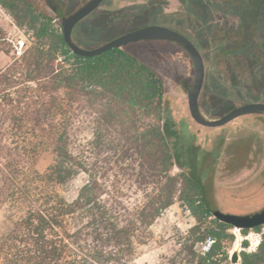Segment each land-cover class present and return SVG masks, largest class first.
Returning a JSON list of instances; mask_svg holds the SVG:
<instances>
[{
    "label": "trees",
    "instance_id": "trees-1",
    "mask_svg": "<svg viewBox=\"0 0 264 264\" xmlns=\"http://www.w3.org/2000/svg\"><path fill=\"white\" fill-rule=\"evenodd\" d=\"M0 5L33 38L18 62L0 68V206L26 205L0 237V264H129L138 245L150 238L154 221L175 201L195 220L184 247L190 262L229 264L233 234L228 230L233 227L215 218L206 201L202 149L194 132L199 124L187 114L193 125L187 136L178 124L185 113L176 120L168 117L167 81L123 46L94 56L73 53L64 41L61 17L26 0H0ZM114 12L101 10L93 23L106 27ZM215 38L225 42L221 33ZM225 48L219 50L220 68ZM217 100L203 85L200 106ZM82 106L91 112L92 139L88 149L75 151L70 127ZM149 118L157 123H146ZM110 129L130 142L145 173L138 186L148 189L131 207L106 191L91 157L111 148ZM45 138L51 139L54 159L41 173L32 163ZM81 172L86 182L68 201L56 186ZM263 226L252 229L261 233L259 243L254 251L240 250L238 264H264ZM207 237L213 242L200 254L195 244ZM241 244L248 245L246 240Z\"/></svg>",
    "mask_w": 264,
    "mask_h": 264
},
{
    "label": "rangeland",
    "instance_id": "rangeland-1",
    "mask_svg": "<svg viewBox=\"0 0 264 264\" xmlns=\"http://www.w3.org/2000/svg\"><path fill=\"white\" fill-rule=\"evenodd\" d=\"M42 8L48 0H26ZM64 1V0H61ZM87 0H65L58 7L59 17L73 12ZM48 9L47 6L44 8ZM101 10H113L115 15L106 27L93 23ZM117 24L116 26H114ZM161 24L186 35L199 49L205 64L204 88L218 98L202 105L211 117H220L231 109L252 102H264V0H104L90 15L80 20L73 29L75 41L84 48H94L130 30ZM224 35V43L215 36ZM234 41L241 44L235 45ZM33 41L30 30L16 25L12 16L0 5V68L18 62ZM223 52L220 68L219 50ZM123 48L154 68L168 83V117L179 121L180 128L190 136L193 125L188 118L187 90L183 80L192 83L194 68L188 54L167 40H140L127 43ZM6 51V52H5ZM220 99V100H219ZM188 114V115H187ZM192 119V118H191ZM146 123H157L149 118ZM194 121V120H193ZM91 112L82 106L70 127L72 149H88L92 139ZM110 149L91 156L96 162V175L106 191L120 197L129 207L141 201L145 189L138 167V157L130 142L120 141L112 129L107 131ZM201 145L200 172L206 189V201L213 210L246 214L264 207V116L246 114L215 127L195 128ZM128 150L124 160L121 153ZM86 155H90L88 152ZM50 138L40 144L33 166L43 173L53 162ZM176 172V169L171 171ZM199 172V173H200ZM149 175V174H148ZM87 174L79 173L67 183L56 186L66 200L72 201L86 182ZM26 205L6 202L0 206V237L25 213ZM195 224L189 211L175 201L166 208L151 226L150 238L138 245V253L129 264H194L185 252L189 244L188 231ZM228 242L227 250L234 244ZM264 231V226L262 227ZM247 247L254 251L256 233L246 235L238 229ZM245 237V238H244ZM200 243L195 249L201 254ZM240 260V258H239ZM239 263V261H238ZM229 264H233L229 259Z\"/></svg>",
    "mask_w": 264,
    "mask_h": 264
},
{
    "label": "water",
    "instance_id": "water-1",
    "mask_svg": "<svg viewBox=\"0 0 264 264\" xmlns=\"http://www.w3.org/2000/svg\"><path fill=\"white\" fill-rule=\"evenodd\" d=\"M103 1L104 0H87L73 12L60 18L64 41L73 53L81 56H94L106 50L121 47L134 41L167 40L184 49L192 61L194 68L192 83L190 84L187 80H183L182 84L187 90V103L190 117L197 124L215 127L223 125L241 115H264V102H252L237 106L220 117H211L207 115L198 101L205 79V64L203 57L196 45L186 35L174 28L161 24H148L123 33L94 48H84L75 43L72 36L75 25L95 11ZM213 215L219 221L230 224L233 228L238 229L250 230L256 226L264 225V207L253 213L246 214L230 213L215 209L213 210Z\"/></svg>",
    "mask_w": 264,
    "mask_h": 264
},
{
    "label": "bare ground",
    "instance_id": "bare-ground-1",
    "mask_svg": "<svg viewBox=\"0 0 264 264\" xmlns=\"http://www.w3.org/2000/svg\"><path fill=\"white\" fill-rule=\"evenodd\" d=\"M233 231L236 234V238L234 240L233 246L229 250V259L231 260V262L233 264H238V261H239V258H240V256H239V252H240L239 243L243 239H242L241 235L238 232V228H234Z\"/></svg>",
    "mask_w": 264,
    "mask_h": 264
},
{
    "label": "flooded vegetation",
    "instance_id": "flooded-vegetation-1",
    "mask_svg": "<svg viewBox=\"0 0 264 264\" xmlns=\"http://www.w3.org/2000/svg\"><path fill=\"white\" fill-rule=\"evenodd\" d=\"M30 4H32L33 6H35L38 10L42 11L45 14L51 15L52 13H56V10L58 9L59 6L64 5L65 4V0L61 1V0H48L46 2L43 3L42 8H39L35 5V2H31ZM45 6H47L48 9H44Z\"/></svg>",
    "mask_w": 264,
    "mask_h": 264
},
{
    "label": "built area",
    "instance_id": "built-area-1",
    "mask_svg": "<svg viewBox=\"0 0 264 264\" xmlns=\"http://www.w3.org/2000/svg\"><path fill=\"white\" fill-rule=\"evenodd\" d=\"M260 234L261 233H256L257 238H256V241L254 243V247H253L254 250L256 249V247H257V245L259 243ZM212 242H213V239H211V237H207L206 240L203 243H200V245H201L200 248H201V253L202 254L205 253L206 251H208V249H209V247H210Z\"/></svg>",
    "mask_w": 264,
    "mask_h": 264
}]
</instances>
